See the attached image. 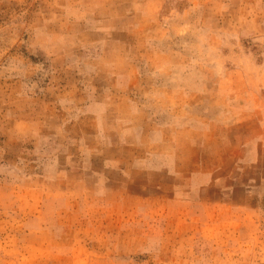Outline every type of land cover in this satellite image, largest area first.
I'll use <instances>...</instances> for the list:
<instances>
[{
    "label": "rangeland",
    "instance_id": "obj_1",
    "mask_svg": "<svg viewBox=\"0 0 264 264\" xmlns=\"http://www.w3.org/2000/svg\"><path fill=\"white\" fill-rule=\"evenodd\" d=\"M0 264H264V0H0Z\"/></svg>",
    "mask_w": 264,
    "mask_h": 264
}]
</instances>
